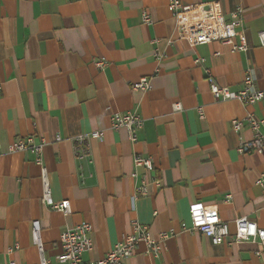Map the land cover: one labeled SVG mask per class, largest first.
<instances>
[{
    "label": "crops",
    "instance_id": "0c3cea01",
    "mask_svg": "<svg viewBox=\"0 0 264 264\" xmlns=\"http://www.w3.org/2000/svg\"><path fill=\"white\" fill-rule=\"evenodd\" d=\"M180 1H218L227 19L242 7L248 50L233 52L220 42L192 46L167 0H0V264L39 261L35 220L53 264H60L61 234L83 221L93 227L85 261L103 258L134 232L136 221L154 238L173 234L159 256L141 243L126 264H264V244L234 240L239 217L264 228V150L238 152L241 138L250 140L253 132L231 124L250 113L264 119V99L253 105L215 99L206 74L239 91L251 70L256 88L264 89L258 36L264 0ZM103 58L108 64L100 69L95 61ZM142 77L152 89L132 87ZM129 111L144 120L135 141L111 124L112 115ZM98 131L101 138L93 136ZM32 134L46 141L53 197L71 202L69 215L42 203L34 155L9 149ZM80 135L85 140L78 145ZM137 155L152 157L154 169L135 165ZM143 182L145 195L136 191ZM193 203L227 220L226 242L213 245L202 232L182 228L192 225Z\"/></svg>",
    "mask_w": 264,
    "mask_h": 264
},
{
    "label": "built area",
    "instance_id": "2783aa9c",
    "mask_svg": "<svg viewBox=\"0 0 264 264\" xmlns=\"http://www.w3.org/2000/svg\"><path fill=\"white\" fill-rule=\"evenodd\" d=\"M167 8L176 19L177 27L180 35L194 45L207 44L211 42H220L228 45L233 52L247 51L248 43L243 29V9L237 7L227 19L224 16L222 7L218 1H210L188 5L180 0H167ZM142 19L145 23L151 24V16L144 11ZM260 43L264 46V31L259 34ZM219 54V53H217ZM157 60H161L164 54L159 49L155 51ZM203 59H196V63H201ZM98 68L103 69L108 62L106 59L95 61ZM209 78L210 91L215 99L218 100H239L245 105H253L264 99V89H258L255 86V77L251 70H248L239 91H234L228 86H220L214 80L210 71H206ZM134 89L147 91L152 89L151 79L142 77L138 82L132 85ZM176 109L181 108L180 104H176ZM202 114V108L199 109ZM112 127L116 129L125 127L128 129L129 138L136 140V132L143 128L144 120L142 115L135 111L126 113H115L111 117ZM232 127L236 131H241L244 127H250L253 137L250 140L241 138L238 152L246 153L252 150L263 152L264 150V119H259L253 113L248 114L243 119H233ZM103 132L93 133L94 137L101 138ZM56 140H61L57 136ZM84 135L77 137V142L84 143ZM46 141L44 139L37 140L35 135H28L25 138L17 139L10 145V151H25L34 155L35 162L41 167L42 179V197L41 201L51 209L63 212L69 215L72 212V205L69 200L57 201L53 197L52 186L49 179V172L44 164V147ZM135 165L144 166L145 169L152 170V157L137 155L134 159ZM261 183V180L258 181ZM137 193L145 195L147 193V183L143 182L136 188ZM233 199L232 194L226 196V201ZM190 219L192 225L187 227L182 224L183 229L198 230L210 238L213 245H218L227 241L230 236L229 223L223 221L218 216L216 209L204 207L202 203H193L189 208ZM134 232L125 235L107 254L98 260L85 261L84 254L93 248V237L91 236L92 224L83 221L80 225L69 228L61 234L60 243L62 253L57 257L60 264H126V260L134 255L138 246L144 243L147 246L148 253L159 256L166 248V240L173 231H163L154 238L151 235L149 227L139 222H133ZM42 226L39 220L32 222V240L39 250V261L34 264H53L50 259L44 255V248L41 241ZM234 240L237 242L253 241L264 244V228L258 227L257 223L246 216L239 217L235 220ZM6 264H17L15 260H10Z\"/></svg>",
    "mask_w": 264,
    "mask_h": 264
}]
</instances>
